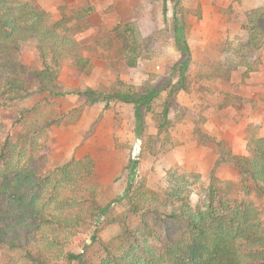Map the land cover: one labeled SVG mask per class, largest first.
Instances as JSON below:
<instances>
[{"label": "rangeland", "instance_id": "obj_1", "mask_svg": "<svg viewBox=\"0 0 264 264\" xmlns=\"http://www.w3.org/2000/svg\"><path fill=\"white\" fill-rule=\"evenodd\" d=\"M30 2L50 14L52 20L69 16L84 6L91 9L86 17L69 23L72 38L82 47L81 54L90 68L79 71L68 60L60 65L63 90L89 87L110 92L121 82L124 88L141 95L149 86L156 91L170 82V69L181 59L173 41L174 33L190 48L186 90L169 95L179 77L175 73L166 91L149 104V112L144 110L141 133L136 129L131 104L116 102L104 109V103L91 105L74 95L52 99L39 93L38 86L27 75L24 81L28 97L0 107V135L10 134L14 141L30 135L43 155L41 164L48 170L72 159L92 158L91 177L81 188L85 193L96 190V213L77 231L67 233L64 256L78 254L82 264H100L106 251L119 257L130 248L132 238L120 235L127 229L134 231L139 218L128 208V183L154 193L160 211L170 212L180 204L166 198L175 177L195 173L199 182L191 198L196 204H204V190L213 184L218 198L244 199L264 222V198L252 182H244L232 164L215 163L222 149L230 155L245 156L249 139L264 138V43L257 71L246 78L239 64L243 52H236L238 42L245 40L241 25L246 15L263 7L264 0H167L165 18L162 0ZM129 22L138 26L154 51L152 59L139 60L134 68L123 61L125 46L116 28L119 23ZM229 42L231 52L226 53L224 48ZM20 52L28 71L41 68L34 41L23 43ZM166 101L178 115V121L165 136L157 133L156 119ZM58 118V126L45 127ZM133 150L140 155L135 159L136 171L130 182ZM111 219H122L124 225L110 224ZM55 263L78 264L63 258Z\"/></svg>", "mask_w": 264, "mask_h": 264}, {"label": "trees", "instance_id": "obj_2", "mask_svg": "<svg viewBox=\"0 0 264 264\" xmlns=\"http://www.w3.org/2000/svg\"><path fill=\"white\" fill-rule=\"evenodd\" d=\"M162 2L165 18L167 0ZM90 10L84 6L69 16L52 20L50 14L30 0H0V107L28 97L24 81L27 75L38 86L39 93L52 99L74 95L91 105L104 103V109L116 102L131 104L136 129L141 133L149 104L166 91L176 74L179 77L170 87L169 95L186 90L190 48L174 33L173 41L181 59L170 69V82L156 91L149 86L141 95L124 88L121 82L110 92L89 87L63 90L60 65L68 60L79 71L90 68L69 27L71 20L86 17ZM116 28L124 42L123 61L128 67H136L141 59L153 58V49L134 22L119 23ZM241 31L245 40L238 42L236 52H243L239 64L246 78L257 71L260 63L264 6L246 15ZM30 41L35 42L41 68L28 71L21 60L20 48ZM224 51L231 52L230 42ZM156 120L157 133L166 136L178 121V115L166 101ZM60 121L61 118L54 119L45 127L58 126ZM35 146L30 135L21 141H14L10 134L0 135V264H56V259L61 258L82 264L80 255L64 256L62 249L68 242L67 233L77 231L96 213L93 204L96 190L85 193L81 188L91 177L92 158L72 159L48 170L41 164L43 155ZM139 155L133 150L131 162ZM223 161L232 164L244 182L249 179L264 198V138L249 139L245 156L230 155L222 149L215 163ZM198 182L195 173L175 177L166 198L180 204L170 212L160 211L154 193L128 183L125 198L129 211L138 215L139 223L134 231L127 229L120 237L132 238L133 244L119 257L106 251L100 264H264V222L253 207L242 198L239 201L218 198L213 184L204 190V204H196L191 194ZM98 210L103 212L101 208ZM113 223L124 225L122 219H111L110 224Z\"/></svg>", "mask_w": 264, "mask_h": 264}, {"label": "water", "instance_id": "obj_3", "mask_svg": "<svg viewBox=\"0 0 264 264\" xmlns=\"http://www.w3.org/2000/svg\"><path fill=\"white\" fill-rule=\"evenodd\" d=\"M136 164H137V160H133L132 168L130 170V182H132V179L134 177V173L136 171Z\"/></svg>", "mask_w": 264, "mask_h": 264}]
</instances>
